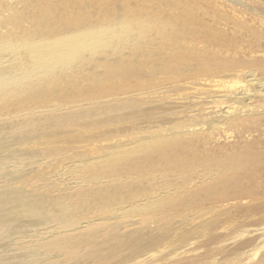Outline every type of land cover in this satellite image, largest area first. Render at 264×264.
<instances>
[{
    "label": "bare ground",
    "instance_id": "6f19581e",
    "mask_svg": "<svg viewBox=\"0 0 264 264\" xmlns=\"http://www.w3.org/2000/svg\"><path fill=\"white\" fill-rule=\"evenodd\" d=\"M258 1L264 5V0H0V264H90L93 258L91 264H105L113 253L107 254L103 247L81 252L82 246L94 244V233L103 232L101 241L108 237L105 245L114 239L113 249H129L118 262L132 264L153 243L155 227L175 226L174 236H182L184 225L197 217L186 213V219L169 224L165 213L193 187L209 185L222 175L219 167L207 164L192 176V164L174 159L142 164L135 177L155 180L143 202H136L139 197L128 200V193L100 184L110 178L128 180L125 172L134 164L121 163L139 162L135 157L139 152L206 145L222 134L234 138L245 124L264 117V76L253 68H232L213 84L207 82L206 73L195 77L196 72L223 65L219 51L239 47L264 52V12ZM228 31L233 33L229 41ZM177 50L186 56L173 57ZM196 52L206 54L195 57ZM172 61L177 73L162 76L160 70ZM136 70L142 71L140 82L122 84V76ZM181 77L196 78L199 82L192 83L200 90L215 93L207 101L210 106L195 102V122L175 121L162 128L148 121L135 134L129 130L119 140L94 146L87 155L70 156L79 178L61 182L55 178L44 184L46 171L40 165L49 147V126L75 127L80 119L97 114L107 115L111 123L136 116L138 106L166 99L171 91L165 87L171 82L173 88H180L183 83L175 79ZM119 157L122 161L113 159ZM107 159L100 169L95 167ZM113 164H118L114 170ZM156 169L160 176L153 175ZM178 169L185 172H171ZM50 189L61 193L51 195ZM260 193H264L262 182L252 192L231 196L219 190V200L207 202L205 210L217 215L239 204L247 206L253 196L258 201L245 213L259 212L264 199L255 195ZM165 196L170 204L162 201ZM203 203L197 207L202 209ZM149 208L154 211L147 212ZM158 208L164 213L162 219L156 214ZM208 225L206 219L195 222V228L203 231ZM23 240L31 245L11 248Z\"/></svg>",
    "mask_w": 264,
    "mask_h": 264
},
{
    "label": "rangeland",
    "instance_id": "374dc122",
    "mask_svg": "<svg viewBox=\"0 0 264 264\" xmlns=\"http://www.w3.org/2000/svg\"><path fill=\"white\" fill-rule=\"evenodd\" d=\"M258 2L260 3L258 4L259 9L264 12V5L261 1ZM189 14L196 13H188V15ZM198 16L200 15L198 14ZM200 29L203 30L205 28L200 27ZM232 35L233 33L228 31L225 39L229 41ZM181 51L184 52L183 50H177L173 54V57H185L186 54ZM205 54L204 52H196L194 55L195 57H200ZM217 56L223 63L221 67L210 66L208 69L196 72L195 77L202 78L203 76H201V74L206 73L209 75L205 76L208 79L207 82L213 84L215 80L220 79L219 76L231 73L232 68H253L257 75L264 76V52L240 51L239 47H236L229 52L219 51L217 52ZM180 61L182 60L180 59ZM175 65L176 62L172 61L169 68L160 70L161 75L168 76L171 73H177L176 70H173L175 69ZM141 72L140 70H136L133 71L130 76H122V84L131 83L134 85L139 83V74ZM104 79L117 80L108 77H104ZM224 79L229 80L228 77ZM175 80L183 83L180 88H173V82H171L169 86L165 87V89L171 91H168L169 96L166 97V99L164 98L163 100L138 106L136 108V116H126L118 122L111 123L107 119V115L97 114L87 117L86 120L80 119L77 123L78 125L75 127L69 126L68 124L64 126H49L47 128V130L50 131V135L47 137L48 149L54 148V150L47 149L40 165V167H45L46 171L44 184H49V182L55 178L57 182L72 181L73 178H79L74 171L76 167L71 165L69 161L70 156H82L81 153L87 155L88 150L94 146L104 145L116 139L119 140L123 138L125 133L129 130L135 134L136 131H141V127L145 126L148 121H155L154 123H159L162 128H165L169 123L175 121L181 122L183 120L184 123L195 122L194 119H192L197 113L195 102L201 101L202 103H206L204 104L205 106H210L207 101L210 100V96H214L215 93L211 90H200V86L192 83L199 82L196 78L184 80V78L181 77ZM128 88L132 90L135 89V86H129ZM213 88L215 87H210L209 89ZM122 112L125 113L127 110ZM195 120L196 122L199 121L198 118ZM88 121L93 122V124H86ZM121 127L123 131L118 130ZM236 140L238 142L232 144ZM135 157L139 159V162L131 159L121 163V165L134 164L133 167H129L130 170L125 172V174L130 175L128 180L116 182L110 178L108 182L102 183L100 186L105 185L108 189L119 193L126 192L128 193V200L139 197L141 200L136 202H143L145 196L150 193L149 190H146L147 187L154 183L155 180L150 181L135 177L138 172L136 167L139 169L142 164H157L159 162L171 163L174 159L181 164H192V176H196L197 170L203 172L207 164L219 167L222 169L223 174L214 178L209 185L193 187L191 192L185 193L180 197V200L175 204L177 207L170 208L165 213V216L167 215V217H170L168 218L169 224L174 223L177 219H186V213H190L194 217H197L194 221L187 222L188 224L184 225L185 232L187 231L186 233L183 232L182 236H174L175 231L173 229L175 226L164 227V225L161 224L158 228L155 227L153 230V243L148 245L143 250L140 257H138V260L132 264H262V260L264 259V209L259 212H250L253 213V216H248L250 213H245L246 207L250 208L255 201H258L255 197H248L250 202L247 206L239 204L217 215V212L210 213L207 212L205 208L208 207L207 202L219 200L217 197L219 190H221L224 195L231 196L230 194L234 192H252L259 182H262L264 185V117L256 119L253 123L248 122L245 124L241 134L235 135L234 138L222 134L220 139L215 143L210 142L204 145L200 142L189 146L181 144L180 147H162L157 150L139 152ZM113 159L122 161L120 157ZM239 159H243L244 162L239 164ZM107 161L108 159L97 164L95 167L100 169ZM117 165L118 164L111 165L112 169L114 170ZM230 167L234 168L232 169ZM150 170L152 171V169ZM171 172L180 175L185 171L183 169H178ZM161 173V171L156 169L153 175L160 176ZM85 174L89 175L91 178L95 176L89 174L87 171ZM96 175H104V173H97ZM140 179L142 183L138 182ZM32 182L34 181L32 180ZM136 187H143L144 190H135ZM50 190L51 195H59L61 193V191L57 192L55 189ZM203 195H205V197H203ZM255 196L264 199V193L256 194ZM167 198L168 196L163 197L162 201L170 204ZM74 199L78 201L76 198ZM87 201L88 200L85 202ZM200 201H204L201 207L202 209L197 207ZM107 207L111 208L113 205H108ZM89 209H91V207ZM195 210L199 212H193ZM151 211H154V209L149 208L147 212ZM156 214L161 219L164 217L161 208L156 210ZM92 215L93 214H88V216ZM139 216H141V214H139ZM205 219L209 223L207 230L203 231L200 228H195L196 221ZM159 228H161V230ZM103 231L104 230H98L97 233ZM198 231H200V233H198ZM103 237L104 232L99 236L94 233V244L82 246L83 249L81 252L93 249V246L103 247L107 254L113 253L105 264H123L122 262H118V259L129 251V249H121V251L113 249L111 245L114 239L110 240V245H105L108 237L101 241ZM29 245H31L30 242H25L23 240L22 243H13L11 248L23 250ZM168 248L172 250H170L167 255L160 257L156 256V253ZM85 257L91 259L89 255ZM95 259L96 258H93V260ZM93 260L91 259V263ZM94 264H104V261Z\"/></svg>",
    "mask_w": 264,
    "mask_h": 264
}]
</instances>
